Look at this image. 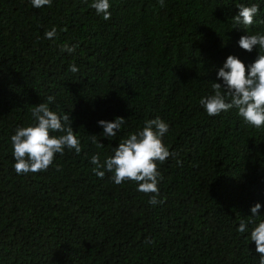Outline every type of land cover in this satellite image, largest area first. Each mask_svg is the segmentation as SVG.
<instances>
[{"label":"trees","instance_id":"1","mask_svg":"<svg viewBox=\"0 0 264 264\" xmlns=\"http://www.w3.org/2000/svg\"><path fill=\"white\" fill-rule=\"evenodd\" d=\"M92 2L0 0V264H259L248 221L264 220V127L235 108L209 116L199 101L222 84L228 55L247 67L261 52L237 42L264 35V0H109L107 21ZM254 3L255 23L236 24V6ZM64 44L77 47L69 54ZM48 96L52 111L70 115L81 152L65 149L47 171L18 175L10 137ZM116 117L126 123L103 137L97 121ZM157 117L177 155L158 165L164 202L153 206L134 182L98 178L90 160ZM241 220L249 232L237 231Z\"/></svg>","mask_w":264,"mask_h":264},{"label":"clouds","instance_id":"2","mask_svg":"<svg viewBox=\"0 0 264 264\" xmlns=\"http://www.w3.org/2000/svg\"><path fill=\"white\" fill-rule=\"evenodd\" d=\"M30 3L32 7L39 9L44 6L50 7L52 0H30ZM158 3L161 7L165 6L164 0H158ZM90 7L105 21L111 18L109 0H93ZM236 8L238 14L232 17L236 24L242 23L249 27L255 23L254 18L260 10L258 4L254 3L251 6L238 4ZM56 32V28L52 27L51 30L45 31L44 36L46 39H53ZM237 43L247 52H252L254 48L264 52L262 34L241 35ZM76 47L77 45L64 44L61 51L71 54ZM261 52H257L256 59L247 67L236 56H227L223 66L216 73L222 84L212 82V94L202 97L199 101L207 115L218 116L235 108L245 124L257 129L264 127V54ZM69 71L76 73L79 69L75 64H71ZM54 101V96H48L47 102L36 104L31 109L33 123L18 126L10 137L15 161L13 168L18 175L47 171L52 166L56 154L63 155L65 149L74 150L76 154L81 152V142L71 127L70 115L67 113L59 115L49 108V104ZM97 123L103 128V137L109 139L117 135L126 119L116 117L113 121L99 120ZM168 131L169 125L159 117L146 120L142 128L129 133L112 149L113 154L105 157L103 161L99 154L93 155L90 160L95 165L93 172L98 178H103L105 172L111 173L110 179L115 185L134 182L138 192L151 194L149 204L155 206L163 203L162 199H158L160 195L158 185L162 179L158 165L177 155L169 151L163 143V137ZM90 139L98 148L103 147L95 135H90ZM177 163L180 161L177 160ZM260 209L261 204L255 203L250 208L251 216H258ZM248 223L254 225L248 239L255 243L259 264H264V220L259 222L250 220ZM237 231L249 232L247 223L241 220ZM151 242L146 238V244Z\"/></svg>","mask_w":264,"mask_h":264}]
</instances>
